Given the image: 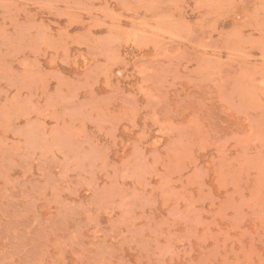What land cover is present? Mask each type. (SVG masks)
<instances>
[{
    "label": "rangeland",
    "instance_id": "1",
    "mask_svg": "<svg viewBox=\"0 0 264 264\" xmlns=\"http://www.w3.org/2000/svg\"><path fill=\"white\" fill-rule=\"evenodd\" d=\"M0 264H264V0H0Z\"/></svg>",
    "mask_w": 264,
    "mask_h": 264
}]
</instances>
